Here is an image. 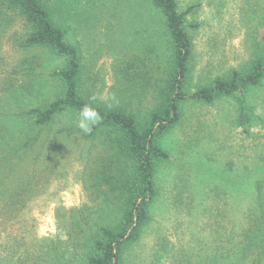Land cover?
<instances>
[{
	"label": "trees",
	"instance_id": "16d2710c",
	"mask_svg": "<svg viewBox=\"0 0 264 264\" xmlns=\"http://www.w3.org/2000/svg\"><path fill=\"white\" fill-rule=\"evenodd\" d=\"M148 2L160 19L163 62L153 68L143 65L133 73L119 69V80L116 76L104 98L94 85L86 86L81 51L68 41L66 29L54 21L41 0H1V5L21 21L17 39L20 52H47L58 60L49 73L50 91L42 103L25 105L16 96L22 87L10 83L5 91L13 106L6 101L9 110L0 108V180L4 178L0 204L15 196L22 200L26 190L32 197L33 211L54 203L60 235L38 238L32 230L31 243L14 263L184 264L187 258L180 256L191 248L187 264H264V180H255V192L244 197V210H238L235 204L239 197L231 198L216 167V179L210 176L205 183L198 179V173L190 184L173 177L167 191L173 194L166 202L157 183L158 168L169 158L162 139L180 124L188 102L213 104L241 95V112L231 117V123L249 135L255 117L251 110L245 113L244 98L264 79V59L232 69L190 92L198 26L188 17L197 5L182 9L178 0ZM155 72L152 80L149 74ZM86 105L101 117L89 134L78 128L79 113ZM213 142L212 151L221 149L220 140ZM72 163L73 168L79 167L76 179L83 200L65 208L58 203L56 192L47 193L46 185L51 175L59 178ZM161 201L164 215L175 218L172 228L186 227L175 242L166 236L164 219L157 218ZM22 206L23 210L31 207ZM233 210L236 213L231 215ZM184 215L191 218V226Z\"/></svg>",
	"mask_w": 264,
	"mask_h": 264
},
{
	"label": "rangeland",
	"instance_id": "374dc122",
	"mask_svg": "<svg viewBox=\"0 0 264 264\" xmlns=\"http://www.w3.org/2000/svg\"><path fill=\"white\" fill-rule=\"evenodd\" d=\"M41 1L54 21L66 29L68 41L81 51L86 64V86L94 85L102 97L108 95L116 76L119 80L122 74L119 69L133 73L143 65L153 68L163 62L161 23L148 0ZM178 3L182 9L197 5L188 17L198 26L194 32L190 92L199 84H209L213 78L229 74L232 69L247 67L258 58L264 59V0H178ZM20 25V19L2 6L0 0V108L4 111L9 110L7 102L13 106L5 91L10 83L22 87L16 96L25 105L42 103L50 91L49 73L58 65V60L47 52H20L17 46ZM156 74H149L152 80ZM240 97L220 99L213 104L188 102L185 105L180 124L162 139L169 158L158 168L157 183L164 190L162 199H166L165 202L173 194L167 193L173 177H181L182 184H190L195 182L198 173V179L205 183L210 176L215 177L216 167L231 198L239 197L235 204L238 210H244V197L255 192V180H264V79L260 86L245 93V113L251 110L255 117L248 128L249 135L242 127H234L231 123V117H237L241 112ZM214 140L221 141V149L218 144L220 153L217 148L212 151ZM74 166L73 163L67 166L57 179L51 175L46 185L47 193L56 192L58 203L65 208L83 200L82 187L76 179L79 167ZM171 189L176 190L173 186ZM28 193L26 190L22 200L21 196H15L6 204H0V264H21L14 263L13 259L21 256L26 244L31 243L32 230L38 238L60 236L53 216L54 203L42 204L33 211L32 197ZM261 198L264 213V189ZM24 203L31 207L23 210ZM161 206L163 201L154 214L159 220L164 219L166 236L175 242L177 234L186 227L174 230L175 218L167 217L168 213L164 215L166 211L161 210ZM175 213L180 215L183 211ZM234 213L233 210L231 215ZM184 216L191 226V218ZM184 239L188 240V236ZM190 253L191 248L180 256L187 258L184 264L190 262Z\"/></svg>",
	"mask_w": 264,
	"mask_h": 264
},
{
	"label": "clouds",
	"instance_id": "9594fccd",
	"mask_svg": "<svg viewBox=\"0 0 264 264\" xmlns=\"http://www.w3.org/2000/svg\"><path fill=\"white\" fill-rule=\"evenodd\" d=\"M100 119L99 113L91 106L86 105L79 113L78 128L85 134H89L92 131V127L95 126Z\"/></svg>",
	"mask_w": 264,
	"mask_h": 264
}]
</instances>
